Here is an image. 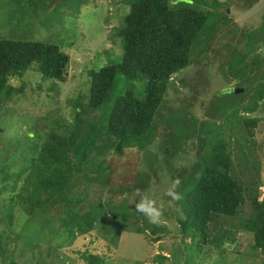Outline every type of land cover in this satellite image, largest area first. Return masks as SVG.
<instances>
[{"label": "trees", "instance_id": "1", "mask_svg": "<svg viewBox=\"0 0 264 264\" xmlns=\"http://www.w3.org/2000/svg\"><path fill=\"white\" fill-rule=\"evenodd\" d=\"M12 1L24 12L27 7L38 11L44 7L42 0ZM124 2L128 12L107 35L108 41L119 42L120 54L110 55L104 64H100L97 57L91 66L95 63L99 68L95 70L90 66L84 71L86 80L81 82L76 96L69 99L73 109L70 126L59 119L53 122V128L63 127L66 134L50 129L46 140L36 143L35 139L29 147L26 144V153H20L10 164L0 165L2 215L9 225L12 224L14 208L19 205L39 223V227H33L35 222L30 218L32 228L25 224L20 250L38 248L40 243L49 242L55 251L70 245L77 235L84 239L85 235L92 238L107 235L109 241L117 245L128 220L138 213L128 215L122 206L97 208L96 201L88 199V195L93 188H107V184H100L105 174L101 167L103 161L90 169V175H82L83 167L95 162L92 157H105L113 152L121 156L125 149H142L152 143L159 145L168 138L171 145L179 147L176 152L170 148L162 150L164 164L175 157L177 151L184 154L186 163L193 161L191 155L195 160L188 175L179 168L178 185L174 188L180 195V199L174 201L182 212V217L177 215L176 221L185 252L179 253L172 247V258L159 254L156 261L160 264H202L197 259L206 247L217 250L218 254L226 252L236 235L223 227L220 218L237 216L247 200L250 215L237 222L229 220L227 224L235 223L242 233L250 235L252 243L249 246L264 255V195L260 197L257 190L260 182H242L234 173L235 165L242 166L246 175L260 169L251 154L243 149L236 131H242L244 125L252 141L254 129L262 120L251 114L259 101L264 103V56L258 52L264 47V19L258 27L247 30L230 20L226 11L228 4L220 0ZM208 55L218 56L222 67H231L244 88L240 93L229 92L228 98L219 92L221 90L216 91L204 106V116L194 121L187 117L183 106L164 101V96L174 73L194 63L201 64ZM69 62V55L57 44L0 38L1 101L23 92L22 87H12L8 81L12 77L22 78L30 71L42 80H51L52 84L66 82ZM201 75L202 69H199L198 81ZM134 80H144L142 96H137L136 89L131 86ZM116 85L121 91L113 97ZM53 88L49 86L48 89ZM157 113L160 119H154ZM91 114L97 117L95 121H89ZM166 128L170 129L168 137L162 134ZM146 166L150 167V163ZM139 167L141 169L142 165ZM147 175L133 173V184L127 186L128 189L132 190L139 181L148 180ZM134 189L136 192L137 188ZM86 202L92 209L87 214L78 212L79 206ZM144 221V226L153 227L152 234L164 230L162 226ZM211 224L215 225L212 229ZM134 231L145 232L139 225H135ZM5 238L7 245L8 236ZM160 238L156 235L155 240ZM91 243L89 239L83 251L76 249L81 252L79 264H104L105 258H112L97 253ZM13 244L16 246L17 239ZM6 245L3 247L0 242L2 262L8 258L10 264H16L14 248L8 249ZM110 246L106 243L105 247L110 250ZM238 246L240 244L235 243L237 254L240 252ZM41 254L39 251L35 264H46ZM49 254L47 250L46 256Z\"/></svg>", "mask_w": 264, "mask_h": 264}, {"label": "rangeland", "instance_id": "2", "mask_svg": "<svg viewBox=\"0 0 264 264\" xmlns=\"http://www.w3.org/2000/svg\"><path fill=\"white\" fill-rule=\"evenodd\" d=\"M124 1L79 0L78 3V0H42L43 9L38 11L27 7L28 10L24 12V10L18 9L19 4L16 1L0 0V38L57 44L70 57L66 82L52 84L51 80H42L33 71L28 72L22 78L12 77L9 79V85L15 88L22 87L23 92L11 95L5 102H2L0 98V165L10 164L20 153H26V144L29 147L35 139L36 143L46 140L48 132L53 129L66 134L63 127L59 130L53 128L55 127L53 122L55 119H59L60 122L70 126L73 109L69 99L76 96L78 89L81 88V82L86 80L84 71L97 57L99 63L104 64L110 55L117 57L116 55L120 54L119 42L108 41L107 35L113 32L114 28L119 25L120 19L128 12ZM220 1L228 4L230 20L232 19L247 30L258 27L264 19V0ZM258 50L264 56V47ZM221 65L218 56L208 55L202 59L201 64L197 62L174 73L169 81L164 101L175 102L179 106H183L188 112L187 117H192L194 121L200 116H204V106L216 91L221 90L219 92L228 98V93H235L236 87L244 88L241 80L235 78L233 69ZM91 68L97 70L99 67L93 63ZM199 69H202V75L198 81ZM132 85L137 91V96H142L145 88L144 80L131 81ZM49 86L55 88L49 90ZM84 86L86 87L85 84ZM119 91L121 89H118V85H116L113 97ZM243 102L247 103L246 99ZM258 103L257 109L251 115L259 116L262 120L254 129L255 136L252 141L249 140L244 125L241 126L243 130H237L236 134L241 137L245 152L251 154V159L255 160L260 169L246 175V170L242 166L235 165L234 173L242 182L246 181L247 183L250 180H254V184L257 181L260 182L257 190L261 197L264 195V103L262 101ZM92 115L89 116V121H95L97 118ZM160 116V113H157L154 119H160ZM167 130L162 133L166 137L170 132V129ZM168 140L165 138L164 142L159 145L147 144L142 149L135 147L125 149L121 156L113 152L114 154L105 157H92V161L95 159V162H89L83 167L82 175H90V169H94L99 164L98 161H103L101 167L105 174L100 178V184H107L105 186L107 188L96 186L97 188H93L88 195V199L96 201L97 208L101 205L112 208L122 206L126 208L128 215L132 212L138 213L137 217H130L128 220L126 229L121 232L117 245L111 243L107 235L101 238L85 235V239L81 235H77L70 245L57 248L55 251L52 250L53 247L49 242L40 243L38 248L32 247V249L27 248L21 251L23 243L20 237L24 238L25 224L31 225L29 227L32 228L30 218L35 222L33 227H39V223H36L34 216L24 213L21 206L18 205L14 208L15 216L10 225L0 212V242H2V246L5 247V237L8 236L9 244L6 247L14 248L13 255L16 264H35L39 251L42 253V261L46 264H79L81 263V252L79 251L85 249L86 244L84 243H87L89 239L92 240L91 247L95 248L97 253H105L112 257L105 258L104 264H160L156 261V257L162 254L167 258H172L170 251L172 247H175L179 253L185 252V245L182 243L179 225L176 221V216L182 217V212L167 193L173 189V186L178 185L179 168L188 175L193 167L191 163L195 158L190 154L193 161L186 163L188 160H185L184 154L177 151L178 153L174 154L175 157H170V160L164 164L162 150L170 148L176 152V148L179 147V145H171ZM190 140L193 141L194 138H190ZM198 152L196 151V153ZM241 155L243 156V154ZM147 159L150 167L146 166V164L148 165ZM178 159L182 162L177 163ZM140 165H142L143 172ZM133 173L140 176L146 173L149 175H147L148 180L139 181L130 190L127 186L133 184ZM134 188H137L136 192ZM141 197L155 201L161 211V216L156 223H150L143 213L136 210V204L140 202ZM90 209H92L91 205L86 202L79 206L78 212L87 214ZM250 213L251 207L247 200L241 206L237 216L221 217L223 227L234 231L236 235L234 242L230 243L228 250L223 254H218L217 250L206 247L200 251L201 255L197 261L201 260L202 264H264V255L260 250L249 246L252 243L250 235L242 233L235 223L227 224L229 220L237 222L239 219L246 218ZM144 220L149 225L162 226L164 230L158 234H152L153 227L144 226ZM135 225L143 226L145 232H135ZM213 227L215 225L211 224L210 229ZM215 232L217 229L214 230ZM162 233H165V236ZM156 235H160L161 238L155 240ZM16 239L17 244L14 246L13 242ZM186 241L189 242L190 239L186 238ZM106 243H110L112 250L105 247ZM235 243L240 244L237 248L240 250L238 254L234 250ZM47 250H50L49 256H46ZM179 256L180 254H178ZM0 264H10L9 259L6 258L3 263L0 256Z\"/></svg>", "mask_w": 264, "mask_h": 264}, {"label": "clouds", "instance_id": "3", "mask_svg": "<svg viewBox=\"0 0 264 264\" xmlns=\"http://www.w3.org/2000/svg\"><path fill=\"white\" fill-rule=\"evenodd\" d=\"M174 188L175 186H173V189L168 191L167 195L173 200H178L180 199V195L174 190ZM136 210L143 213L148 218L150 223H156L161 216V211L156 206L155 201L145 197H141L140 202L136 204Z\"/></svg>", "mask_w": 264, "mask_h": 264}, {"label": "water", "instance_id": "4", "mask_svg": "<svg viewBox=\"0 0 264 264\" xmlns=\"http://www.w3.org/2000/svg\"><path fill=\"white\" fill-rule=\"evenodd\" d=\"M228 12V10H226ZM235 93H240V92H243V88H236L234 90Z\"/></svg>", "mask_w": 264, "mask_h": 264}]
</instances>
